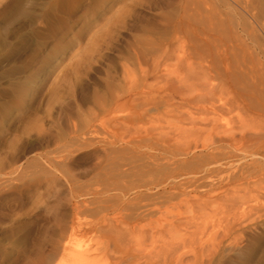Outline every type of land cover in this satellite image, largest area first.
Instances as JSON below:
<instances>
[{
  "label": "rangeland",
  "instance_id": "obj_1",
  "mask_svg": "<svg viewBox=\"0 0 264 264\" xmlns=\"http://www.w3.org/2000/svg\"><path fill=\"white\" fill-rule=\"evenodd\" d=\"M221 35L217 0H0V264L70 227L101 264H264V88ZM205 70L231 146L190 125Z\"/></svg>",
  "mask_w": 264,
  "mask_h": 264
},
{
  "label": "bare ground",
  "instance_id": "obj_2",
  "mask_svg": "<svg viewBox=\"0 0 264 264\" xmlns=\"http://www.w3.org/2000/svg\"><path fill=\"white\" fill-rule=\"evenodd\" d=\"M217 3L220 32L224 37L226 35L229 38L230 46L228 49L235 71L238 74L249 76L253 88H264V0H217ZM219 55L221 59L225 57L222 52H219ZM208 72L205 70L202 75L205 81L203 87L208 104V118L201 121L193 120L190 125L192 130L210 131L213 136H216L217 142H229V146H231L235 141L236 132L239 134L240 141L246 139V136L242 126L234 129L226 123L221 124L218 120L217 111L222 104L223 93L219 87L213 85ZM106 114L111 116L112 121H119L120 111L117 107L107 110ZM85 125L87 126V124ZM115 136L113 133L114 139ZM75 139L80 140L79 138ZM110 144L113 145L114 142ZM120 199L125 201L128 197L121 195ZM47 208L55 212L57 204L54 203ZM53 221L58 223L56 217H53ZM113 222L119 226L123 225V222L118 220ZM168 227L174 228V224L170 223ZM72 228L70 227L68 232L60 233L59 237L52 243L53 253L48 258L38 252L35 258H28L27 263L101 264L109 246L103 244L92 249L72 246L70 237ZM182 257L183 255L179 256V259L182 260Z\"/></svg>",
  "mask_w": 264,
  "mask_h": 264
}]
</instances>
